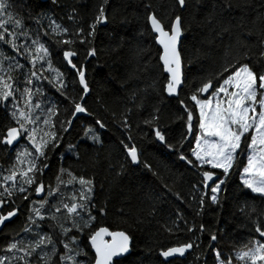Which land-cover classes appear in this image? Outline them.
<instances>
[{"label": "snow or ice", "instance_id": "snow-or-ice-1", "mask_svg": "<svg viewBox=\"0 0 264 264\" xmlns=\"http://www.w3.org/2000/svg\"><path fill=\"white\" fill-rule=\"evenodd\" d=\"M51 3L58 5V0H51ZM261 3L264 5V0ZM175 4L183 11L187 0H175ZM108 5L109 0H102L87 28L81 24L76 8H71L67 14L72 29L44 12L31 17L35 28H27L23 18L9 11L12 7L9 0H0V108L6 111L10 121L6 132L0 133V145L11 148L20 144V139L27 142L16 148L12 162L0 171V225L18 213L19 208L13 206L18 196L23 201H29L24 227L20 233H13V238L0 249L3 253L0 254V264H119V260L130 252L132 237L125 231L112 232L107 227L92 230L96 215L105 216L108 212L106 206L97 208L94 203L95 182L92 178L77 176L70 168L61 166L55 186H46L44 183V175L50 165V153L58 149L60 137L70 131L73 123L71 117L85 113L87 109L75 97L69 96L65 74L54 66L52 50L42 41L41 36H47L56 44L57 49H63V61L76 70L83 93H88L90 89L86 81L85 65H77L72 58L78 55L75 48L77 42L80 45H92L87 47L85 59L96 55L93 42L98 26L108 21ZM149 7L145 5L146 9ZM235 8H240L242 13L247 11L246 7L234 4L233 0H213L211 11L205 17L209 24L217 16L229 19V23L223 24L217 32L221 39L225 33L231 32L229 14ZM146 20L150 26L149 34L154 38L155 45L159 46L157 54L163 69L161 76L164 78L161 91L178 99L184 84L181 51L183 18L176 14L174 18L165 21L149 11ZM251 34L250 31L248 35ZM257 36L256 45H249L238 37L243 51L238 58L225 61L214 78L207 79L195 88L188 97L194 103L192 109L186 101L179 100L183 112L187 114L189 133L193 131L194 112L199 113V131L195 136V146L191 148V156L183 150V141L187 136L181 137L179 147L168 145L179 153L181 161L198 174L197 182L192 184L193 194L190 197L198 205L196 216H201L212 206L223 207L222 200L227 197H222L221 193H226L228 178L241 163L243 168L239 172L242 185L264 199V67L257 69L248 62L255 55L252 53L253 47L261 49L255 64L259 65L264 60V30L258 32ZM4 46L11 50V55ZM143 51L141 48L140 52ZM22 61H26V64ZM44 81L63 97V101L72 106L65 108L70 113L68 119H60V104L63 101L58 103L48 95ZM132 98L135 99V93ZM83 99L81 95L80 100ZM158 113L159 109H155L151 119L144 123L151 125L159 118ZM96 124L101 129L105 127L100 120H96ZM123 127H129L127 117L123 119ZM152 131L161 143H167L159 127L154 126ZM84 134L94 144L101 143L100 136L92 128H85ZM121 143L126 160H130L131 165H139V151L135 144L130 146L123 141ZM244 145L247 149L246 163L240 159L241 153L245 152ZM75 155L78 159L79 153ZM144 167L151 170L146 162ZM125 172L126 167L121 164L116 175ZM65 176L67 179H64ZM33 190L37 199L31 198ZM41 194H44L43 198H39ZM174 195L181 199L179 193ZM4 205L11 210L3 213ZM118 211L123 213V209ZM155 211L153 207L152 214ZM240 211L251 221L258 238H250L227 259L213 247L211 251L215 253V264H233V255L237 264H264V212L254 217L256 208L247 203L240 207ZM176 217L182 218L179 211ZM46 221L49 222L48 231L44 229ZM166 230L172 231L171 228ZM187 231L194 233L195 225L187 227ZM199 231H205L203 223ZM217 231L222 232L223 229ZM105 236L111 239L105 240ZM211 240H217L216 232L211 234ZM194 246L199 247L193 239L161 250L159 255L164 258L174 254L183 256L186 250Z\"/></svg>", "mask_w": 264, "mask_h": 264}, {"label": "trees", "instance_id": "trees-1", "mask_svg": "<svg viewBox=\"0 0 264 264\" xmlns=\"http://www.w3.org/2000/svg\"><path fill=\"white\" fill-rule=\"evenodd\" d=\"M101 2L58 0V5H53L51 0H9L12 5L9 11L23 18L27 28H35L31 17L44 12L72 29L67 14L71 8H76L81 24L87 28ZM212 3L213 0H200L199 3L197 0H187L185 8L180 11L175 0H109L108 21L98 26L93 42L96 55L85 59L87 47L92 45H80L78 42L75 45L78 55L72 58L73 62L85 65L86 81L90 89L82 101L87 111L73 120L70 131L60 137L58 149L50 153V165L45 172L44 183L46 186H55L61 166L70 168L77 176L84 175L94 180V203L97 208L106 206L108 212L105 216L96 215L92 230L107 227L111 231H125L132 237L130 252L119 260V264H215V253L211 251L213 247L227 259L250 238H258L251 221L241 213L240 207L245 203L254 205L255 217L264 212V199L242 185L239 170L243 168V163L231 172L225 185L227 191L221 193L222 197H227L222 200L223 207L212 206L201 216H196L198 205L190 197L193 194L192 184L197 182L198 174L179 159L177 151L168 147L169 144L179 147L181 137H188L187 114L183 112L179 100L186 101L192 109L194 103L188 97L195 88L207 79L214 78L225 61L238 58L243 51L238 37L249 45H256L257 33L264 30V19H261L264 17V5L261 0H233L234 4L246 7L247 11L242 13L240 8H235L229 14L231 32L225 33L221 39L217 32L223 24L229 23V19L217 16L210 24L207 23L205 17L211 11ZM145 5L150 7L146 9ZM149 11L165 21L174 18L176 14L183 18L181 51L184 84L178 99L161 91L163 69L157 54L159 46L155 45L154 38L149 34L150 26L146 20ZM44 24L47 25L46 20ZM250 31L252 34L248 35ZM41 39L52 50L54 66L65 74L69 96L80 101L83 90L76 70L63 61V49H57L56 44L47 36L42 35ZM4 47L11 55V50ZM141 48L143 52H140ZM260 50L259 47H253L252 53L255 55L248 61L257 69L264 67V60L259 65L255 64ZM22 63L26 64V61ZM43 83L53 100L58 103L63 101V97L48 86L47 81ZM133 93L135 99L132 98ZM71 107L67 101L60 104L61 120L70 117L65 108ZM155 109H159V118L151 125L145 124L144 121L151 119ZM124 117L128 119V128L123 127ZM96 120H100L105 127L101 129ZM9 124L6 111L0 108V133L6 132ZM197 124L198 113L194 112L192 135L183 141V150L188 156H191V148L194 147ZM154 126L159 127L167 143H161L155 137L152 131ZM56 127L59 128V124ZM85 128H92L100 136L101 143L94 144L87 140ZM121 141L130 146L135 144L139 151V165H131L130 160H126ZM26 143L20 139L16 147L0 145V171L12 162L16 148ZM244 147L245 152L241 153L240 159L246 163V145ZM77 152L78 159L75 155ZM145 162L151 166V170L144 167ZM121 164L125 165L126 172L117 176ZM174 193H179L181 199H177ZM43 195L39 198H43ZM196 196L198 199V191ZM31 198H38L34 190ZM28 203L19 196L16 198L13 206L18 207L19 211L0 229V249L13 238V233H20L24 227ZM153 207L156 208L155 214H152ZM120 209H123V213L118 211ZM10 210L7 205L3 206V213ZM177 211L181 219H177ZM173 221L176 223L173 224ZM48 223L46 221L44 224L45 231L49 230ZM201 223L205 225L203 232L199 231ZM193 224L195 232L189 233L187 227ZM213 232H216V241L211 240ZM193 239L199 247L194 246L183 257L164 260L159 255L161 250ZM232 259L233 264H237L234 255Z\"/></svg>", "mask_w": 264, "mask_h": 264}, {"label": "water", "instance_id": "water-1", "mask_svg": "<svg viewBox=\"0 0 264 264\" xmlns=\"http://www.w3.org/2000/svg\"><path fill=\"white\" fill-rule=\"evenodd\" d=\"M41 1H46V0H41ZM66 63H67V62H66ZM71 69H72V68H71ZM182 73H183V68H182ZM78 80H79V79H78ZM81 87H82V86H81ZM86 94H87V93H83V96H85ZM166 94H167V93H166ZM167 95H168V94H167ZM82 101H83V100H80L79 102L82 103ZM82 114H84V113L77 114V116H80V115H82ZM77 116H76V117H77ZM76 117H71V119L74 120ZM193 121H194V119H193ZM186 128H187V122H186ZM187 132H188V129H187ZM191 135H192V132H191V133L188 132V137H191ZM10 219H11V218H10ZM6 222H7V221H6ZM6 222H5V223H6ZM5 223H4V224H5ZM4 224H3V225H4ZM3 225H0V229L2 228ZM109 231H111V230H109ZM115 231H121V230H113L112 232H115ZM104 239H105V240H110L111 237H109V236H105ZM89 246H90V245H89ZM189 250H190V249H189ZM189 250H186V252L189 251ZM186 252H185V254H186ZM127 254H128V253H126L125 255H127ZM185 254H184V255H185ZM93 255H94V253H93ZM125 255H124V256H125ZM184 255H183V256H184ZM183 256H180V255H178V254H174L172 257H169V258H164V257H163V259H164V260H168V259H170V258H174V257H183ZM114 259H116V258H114Z\"/></svg>", "mask_w": 264, "mask_h": 264}, {"label": "rangeland", "instance_id": "rangeland-1", "mask_svg": "<svg viewBox=\"0 0 264 264\" xmlns=\"http://www.w3.org/2000/svg\"><path fill=\"white\" fill-rule=\"evenodd\" d=\"M204 98H206V96H205ZM197 113H198V112H197ZM198 124H199V113H198ZM198 124H197V129H198ZM198 131H199V129H198ZM198 131H197V132H198ZM195 136H196V134L194 135V146H195V143H196ZM240 179H241V177H240ZM234 257H235V256H234Z\"/></svg>", "mask_w": 264, "mask_h": 264}]
</instances>
